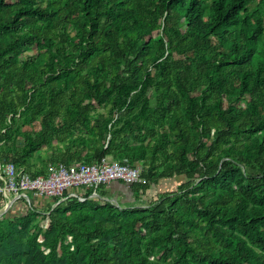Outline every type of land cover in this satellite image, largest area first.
<instances>
[{"label":"trees","instance_id":"trees-1","mask_svg":"<svg viewBox=\"0 0 264 264\" xmlns=\"http://www.w3.org/2000/svg\"><path fill=\"white\" fill-rule=\"evenodd\" d=\"M105 158L133 200L0 196V264H264V0H0V164Z\"/></svg>","mask_w":264,"mask_h":264},{"label":"built area","instance_id":"built-area-1","mask_svg":"<svg viewBox=\"0 0 264 264\" xmlns=\"http://www.w3.org/2000/svg\"><path fill=\"white\" fill-rule=\"evenodd\" d=\"M142 172L140 166L115 162L110 158L93 164L50 163L46 174L36 177L14 165L0 164V196L6 212L18 204L33 208L34 201L43 197L51 198L54 202L59 200L53 207L72 200L86 202L100 198L98 190L103 185L124 182L130 186L143 182ZM102 199L108 201L107 198ZM41 237L43 236L39 237V242L44 241Z\"/></svg>","mask_w":264,"mask_h":264},{"label":"rangeland","instance_id":"rangeland-1","mask_svg":"<svg viewBox=\"0 0 264 264\" xmlns=\"http://www.w3.org/2000/svg\"><path fill=\"white\" fill-rule=\"evenodd\" d=\"M245 104V103H244ZM62 146V145H61ZM175 182L176 183H171V181H169V182H164L161 186H160V191H164V190H171V191H175L176 190V188L178 187V184H179V182H180V180H175ZM100 192V191H99ZM154 193L155 192H157L156 190L155 191H153ZM116 193H117V200L119 201V202H126V203H128V202H130V201H132L133 200V198L131 197L132 195L131 194H129L127 191H126V187L125 188H117V190H116ZM150 197V199L149 200H151V199H153V197H154V195H150L149 196ZM31 198L34 200V197H32L31 196ZM34 207L35 208H37V209H39V210H42V211H47L48 210V208L50 207V203L52 204V205H54L55 203H54V201H53V199H51V198H47V197H43L42 199L41 198H37L36 199V201H34ZM47 204H49V206L47 205ZM18 208H24V209H27L28 207H26L25 205H21L20 207H18ZM17 206H16V209H13L12 208V212H15L17 209ZM5 209H2L1 210V212H3ZM47 226H48V221H44L43 223H42V228H43V235H45V233L47 232ZM43 235H41V236H43ZM42 238V237H41ZM43 238H44V236H43ZM42 238V239H43ZM41 241V240H40ZM13 264H22V262H21V259H20V257L19 256H16L15 258H14V261H13Z\"/></svg>","mask_w":264,"mask_h":264},{"label":"crops","instance_id":"crops-1","mask_svg":"<svg viewBox=\"0 0 264 264\" xmlns=\"http://www.w3.org/2000/svg\"><path fill=\"white\" fill-rule=\"evenodd\" d=\"M113 185H114V186H112V187H113V189H114L116 186H117V187H119V186H120V185L118 186V184H117V183H114ZM123 188H125V187H123ZM129 189H130V188L127 186V187H126V191H127V192H129V194H130V190H129ZM112 194H114V193L112 192ZM21 205H22V204H18V205H17V207H18V206H21Z\"/></svg>","mask_w":264,"mask_h":264},{"label":"water","instance_id":"water-1","mask_svg":"<svg viewBox=\"0 0 264 264\" xmlns=\"http://www.w3.org/2000/svg\"><path fill=\"white\" fill-rule=\"evenodd\" d=\"M6 211H4L3 213H5Z\"/></svg>","mask_w":264,"mask_h":264}]
</instances>
